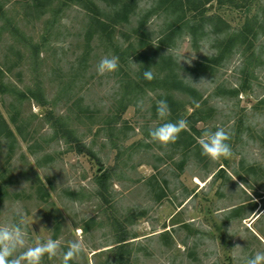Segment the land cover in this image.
<instances>
[{"label": "rangeland", "instance_id": "374dc122", "mask_svg": "<svg viewBox=\"0 0 264 264\" xmlns=\"http://www.w3.org/2000/svg\"><path fill=\"white\" fill-rule=\"evenodd\" d=\"M135 3L129 22L102 36L73 0H0V226L23 217L26 246L59 239L40 264H62L77 238L83 250L68 264H241L264 251V31H251L264 0H214L208 14L226 31L196 42L186 27L166 38L174 15L162 0ZM106 55L118 68L99 75ZM149 67L188 90L143 81ZM169 97L179 112L161 120L157 101ZM178 119L187 128L174 142L150 138ZM217 127L231 155L212 160L198 138Z\"/></svg>", "mask_w": 264, "mask_h": 264}, {"label": "clouds", "instance_id": "9594fccd", "mask_svg": "<svg viewBox=\"0 0 264 264\" xmlns=\"http://www.w3.org/2000/svg\"><path fill=\"white\" fill-rule=\"evenodd\" d=\"M208 27L210 26H206V29ZM202 43H204L205 48L208 47L206 42ZM117 68L118 57L106 55L98 61L95 70L97 74L103 75L115 72ZM150 69L151 67L145 69L143 72V77L146 80L153 79V72ZM169 111L165 100L161 99L157 101L156 114L159 119L166 120ZM186 128L187 122L184 119H178L175 122L168 121L150 129L149 136L153 141L167 145L174 142L178 134ZM228 141L229 133L223 127L204 131L201 137L198 138L201 155L212 160L229 157L231 155V148ZM189 167L194 172L197 171L194 163H190ZM22 224L23 217H21L20 223L0 226V264H40L43 256L47 255L51 258L58 254L61 243L59 239L48 238L43 242L37 240L34 246H26V232ZM233 249L242 248L237 245ZM82 250L81 239L77 238L69 241L67 249L62 253V264H68L69 261L77 259ZM240 260L241 264H264V251H257L250 257L243 256Z\"/></svg>", "mask_w": 264, "mask_h": 264}, {"label": "trees", "instance_id": "16d2710c", "mask_svg": "<svg viewBox=\"0 0 264 264\" xmlns=\"http://www.w3.org/2000/svg\"><path fill=\"white\" fill-rule=\"evenodd\" d=\"M78 3L84 10L89 13L90 25L93 29V32L98 34H109L110 30L114 28L118 23H127L130 20L131 14L134 12V7L136 6V0H73ZM101 2L107 9L101 7L97 2ZM214 0H162V3H165L169 11L172 15H174V23L170 26V32L166 38H171L176 36V34L180 33L184 27L189 30V34L192 36L193 40L196 42L198 36L204 37L205 35L212 34L214 36H221L225 31L227 24L223 20V18L218 14H208V5ZM218 4L222 5L225 3H229L232 5H236V0H217ZM100 3V4H101ZM41 4V3H40ZM38 4L36 5V8ZM188 12L194 13L193 18L187 19L186 14ZM206 26H210L206 29ZM248 25L244 26V30L240 32L239 37L244 38L246 35V31ZM264 31V12L260 18H255L253 22V26L251 31ZM235 40V37L229 36L225 40L228 46L232 41ZM225 44V43H224ZM223 56L220 55L216 57L212 62L219 63L222 60ZM141 76L144 81L143 72ZM149 81H154L156 83L161 82L163 85L172 86L177 90L185 91L188 90L187 87L183 85V83L177 78V76L172 72L170 74L165 75L164 77H154ZM169 107L170 119L174 115H177L179 112V104L172 100V97H169L165 100ZM4 131H6L7 136H11L12 132L9 131L6 125H4ZM194 130V129H192ZM188 135L189 138H192L191 134L184 133ZM71 142L76 144L77 152L80 154L90 155V151L86 149L84 145L78 143L76 139H71ZM219 173V171L215 174V176ZM111 177V173L107 170L101 171L100 175L97 177V184L100 189H106L107 183ZM128 237H122L117 243L119 244L116 250L118 251L117 255H120L119 252L128 244ZM110 250H113L110 249ZM123 261H116V264H121Z\"/></svg>", "mask_w": 264, "mask_h": 264}]
</instances>
